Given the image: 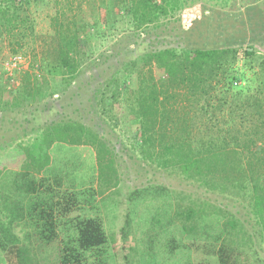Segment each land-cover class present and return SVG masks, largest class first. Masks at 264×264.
Here are the masks:
<instances>
[{
    "label": "trees",
    "instance_id": "trees-1",
    "mask_svg": "<svg viewBox=\"0 0 264 264\" xmlns=\"http://www.w3.org/2000/svg\"><path fill=\"white\" fill-rule=\"evenodd\" d=\"M33 2L0 0V40L38 45L11 98L0 99V122L23 121L29 130L15 137L33 136L17 145L15 170L0 167V264H116L97 204L120 183L116 140L85 123L82 102L75 119L51 103L73 93L87 64L101 66L89 42L107 36L116 38L104 73L112 94L90 99L103 123L118 126L114 108L125 93L143 170L193 188L130 193L131 205L149 201L136 227L140 252L127 247L125 217L124 256L133 251L137 264H174L179 253L195 264H264V0H224L221 9L199 0H52L45 35L34 32ZM80 147L94 163L79 160Z\"/></svg>",
    "mask_w": 264,
    "mask_h": 264
},
{
    "label": "rangeland",
    "instance_id": "rangeland-1",
    "mask_svg": "<svg viewBox=\"0 0 264 264\" xmlns=\"http://www.w3.org/2000/svg\"><path fill=\"white\" fill-rule=\"evenodd\" d=\"M216 1L199 0V3L221 9L224 0H221V4L219 3V0ZM54 14L55 8L52 5V0H34L29 9V15L33 21L34 32L36 35L49 34L50 18ZM32 42L33 41L31 39H26L21 43L19 41L8 40L6 38L0 40V99L2 101H6L7 99L9 100L11 98L9 91H13V89L19 86L20 79L19 72H13L11 75H7V72L3 69L4 65L13 56L19 55L26 61L23 60V66L20 65L18 68L22 69L23 71L26 67L28 69L29 65L33 64L34 54L36 51H38L37 43ZM115 43L116 38L113 39L108 36L104 39H90L89 48L92 49L93 54H95L93 58L101 60L100 57H103L102 59H104L101 63V66L93 68L94 66L87 64L85 67L86 69L82 70L81 72L82 76L78 80L79 82H75L72 85L73 93L70 94L69 89V92H67V95L63 98L54 96L51 100V103L55 108H57L58 105L64 106V113L70 114V117L75 119L77 117L76 115L72 114V111H74L78 102H82L79 114L82 115L85 123L89 124L90 126L94 125L95 123L100 124L103 129L108 132L109 138L113 141L116 140V164L118 167L120 183L116 190V194L109 195L103 202V206L102 199H99L97 204L101 209V215L103 217L106 233L109 238H111V241L116 247V250L114 251L116 264H129L130 261L131 264H137L138 258L133 251L124 256L127 251L125 250L126 252H123L122 248L124 244L119 231L124 225L125 217L129 215L132 222L130 224L131 233L128 236L129 243L126 245L127 247L130 246V248H132L134 251L136 249L138 252L142 251V235L140 234L141 230L138 232L136 227L137 224L138 228L141 227L140 224L142 223V212L148 210L146 206L149 200L147 202H143V204L142 201H138L136 204L131 205L127 200L128 195L134 191L142 190V187L144 186L147 187L150 185H160L167 187L168 189L178 190L180 188H185L186 191H191L193 188L191 186L181 184V182H179V180L176 178L168 177L165 174H159L148 169L143 170L142 160L137 152V149L132 147V136L129 131L132 129V126L128 123H125V120L128 119V106L126 107V104L122 102V99L127 97L125 93H122V95L119 97L114 108L116 118L119 119L117 127H114L111 122L107 124L103 123L104 117L101 115V108L97 106L96 100H90L92 94H95V96L98 98L99 92L105 89V81L107 80L106 77L109 76V73L108 75L104 73L107 72V69L109 68L107 66H109L112 61L109 55L112 53ZM120 43L130 44V41L129 39L125 40L124 38H120ZM130 46L131 45H129V47ZM127 86H129V83ZM104 92L106 93L105 96H110L112 94L109 90H104ZM59 99L62 100V102H58ZM70 105L73 106V108L69 107ZM82 106L86 109L84 112H82ZM21 126L26 127L27 125H25L23 121H18L17 124L0 122V167L6 164L5 168L10 171L15 170L14 160L17 157V145L19 143H28L30 142V139L33 138V136L16 138V133L20 131L21 134L23 128L22 127L20 129ZM27 128L28 127H26V130H29V128ZM75 152L79 160L82 159L87 164L94 163V155L89 148L80 147ZM8 159L11 161H8ZM243 214L244 212L241 210V218H244ZM259 256L264 259L263 250L259 251ZM186 257L187 254L182 255L179 253L172 261L170 260L169 262H173L174 264H186L189 260L190 263L195 264V257L193 255L192 258L191 256L187 258Z\"/></svg>",
    "mask_w": 264,
    "mask_h": 264
},
{
    "label": "built area",
    "instance_id": "built-area-1",
    "mask_svg": "<svg viewBox=\"0 0 264 264\" xmlns=\"http://www.w3.org/2000/svg\"><path fill=\"white\" fill-rule=\"evenodd\" d=\"M23 60L24 59L19 55L13 56L3 67L4 71L7 72L6 74L11 75L13 72L23 71L22 69L18 68L20 65L23 66ZM25 70H27V67L24 69V71Z\"/></svg>",
    "mask_w": 264,
    "mask_h": 264
}]
</instances>
